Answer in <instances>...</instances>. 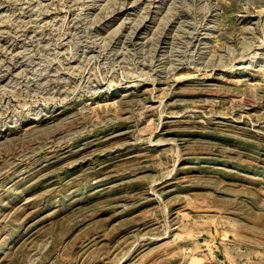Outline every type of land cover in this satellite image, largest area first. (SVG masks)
I'll use <instances>...</instances> for the list:
<instances>
[{
  "label": "rangeland",
  "instance_id": "rangeland-1",
  "mask_svg": "<svg viewBox=\"0 0 264 264\" xmlns=\"http://www.w3.org/2000/svg\"><path fill=\"white\" fill-rule=\"evenodd\" d=\"M0 264H264V0H0Z\"/></svg>",
  "mask_w": 264,
  "mask_h": 264
},
{
  "label": "bare ground",
  "instance_id": "bare-ground-1",
  "mask_svg": "<svg viewBox=\"0 0 264 264\" xmlns=\"http://www.w3.org/2000/svg\"><path fill=\"white\" fill-rule=\"evenodd\" d=\"M120 2H121V1H120ZM113 4H114V3H113ZM120 6H121V5H120ZM115 7H116V6H115ZM121 8H122V7H121ZM113 9L116 10V8H113ZM109 11H110V10H109ZM113 11H114V10H113ZM209 11H210V10H209ZM108 14H109V13H108ZM204 15H205V14H204ZM106 16H107V15H106ZM104 17H105V15H104ZM142 18H143V17H142ZM98 21H99V20H98ZM144 21H145V20H144ZM141 22H143V20H141ZM84 24H85V23H84ZM141 24H142V23H140V24L138 23V24H136V25L134 26V27H135V31H137V30L139 29L138 27H140ZM139 25H140V26H139ZM163 29H164V28H163ZM188 29H190V28H188ZM22 30H24V29H22ZM25 30H28V29H25ZM25 30H24V31H25ZM186 30H187V29H186ZM24 31H22L23 34L26 33V31H25V32H24ZM19 32H21V31H19ZM22 32H21V33H22ZM27 33H28V31H27ZM159 33H160V31H159ZM134 35H135V34H134ZM134 35H133V36H134ZM182 35H183V34H182ZM182 35H181V36H182ZM181 36H180V37H181ZM183 37H184V36H183ZM159 38H160V37H159ZM131 39H132V38H131ZM159 40H160V39H159ZM152 41H153V40H152ZM160 41H161V40H160ZM182 41H183V40H182ZM156 42H157V41H156ZM186 42H187V41H186ZM157 45H159V44H157ZM91 48H92V47H91ZM154 48H155V47H154ZM178 49H179V48H178ZM185 49H186V48H185ZM185 49H184V50H185ZM153 50H154V49H153ZM144 53H145V52H144ZM210 54H211V53H210ZM184 56H185V55H184ZM186 56H187V55H186ZM129 57H130V56H129ZM141 57H142V56H141ZM187 57H188V56H187ZM177 58H178V57H177ZM203 58H204V57H203ZM132 59H133V58H132ZM142 59H144V56H143ZM136 60H137V59H136ZM181 60H182V59H181ZM191 60H193V59H191ZM201 60H202V59H201ZM201 60H200V61H201ZM195 61H196V60H195ZM208 61H209V59H208ZM211 64H212V63H211ZM211 64H210V65H211ZM164 69H165V68H164ZM8 71H9V70H8Z\"/></svg>",
  "mask_w": 264,
  "mask_h": 264
}]
</instances>
